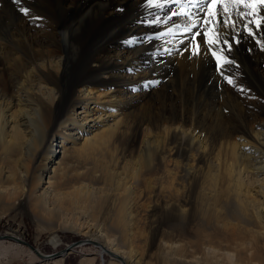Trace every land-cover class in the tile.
I'll list each match as a JSON object with an SVG mask.
<instances>
[{
	"label": "bare ground",
	"instance_id": "1",
	"mask_svg": "<svg viewBox=\"0 0 264 264\" xmlns=\"http://www.w3.org/2000/svg\"><path fill=\"white\" fill-rule=\"evenodd\" d=\"M142 11L141 0H55L42 27L24 18L5 28L0 216L17 205L49 230L58 212L93 221L95 233L83 241L102 260L107 254V264H149L141 244L157 248L156 264H264V51L244 38L232 52L239 64L230 69L237 87L226 83L232 112L196 119L161 101L136 116L148 98L135 82L160 81L149 92L166 86V67L137 59L154 45L141 53L124 43L150 31L135 23ZM184 57L164 56L163 65ZM148 198L150 208L140 209ZM160 213L170 219L164 229ZM10 237L21 241L0 236ZM32 250L39 261L64 259Z\"/></svg>",
	"mask_w": 264,
	"mask_h": 264
},
{
	"label": "rangeland",
	"instance_id": "2",
	"mask_svg": "<svg viewBox=\"0 0 264 264\" xmlns=\"http://www.w3.org/2000/svg\"><path fill=\"white\" fill-rule=\"evenodd\" d=\"M54 3L55 0H29V1L24 0V4L32 10V13L40 17H44L45 15L44 11L47 10L48 7L50 5H53ZM0 15H1L0 36L2 37L5 36L9 37V32H7L5 28L9 27L10 29H14L16 27H19L21 20L26 18L19 13V11L17 10V6L13 4L12 0H0ZM63 18H65L66 19L65 22L68 23L67 22L68 19L66 15H64ZM8 21H10L9 24ZM28 21L29 24L32 23L36 27H42L39 24L40 20L35 23L30 21L29 19ZM14 25H16V27ZM148 46L149 45L147 44H143L136 47L141 50V53L142 52L145 53ZM141 55L143 56V54ZM186 56L187 54L185 55V57ZM185 57L183 58L184 60L183 62L178 63L179 65L170 64L171 66L170 65L164 66L163 65L164 60L160 57H157L155 60H153L151 56L146 58L144 56L143 57L138 56L137 58L138 61H140L141 64H144L146 66H152L154 68H159V69L166 67L164 70H160V73L162 74L161 78L163 79L164 84L166 86L159 89L158 91L149 92L147 90V87H144L141 83V81L145 80L146 78L145 79L140 78V80H137V82L135 83L140 84V88L138 89L137 92H140L145 96V99L146 98L148 99L144 103L145 106L138 105L135 108L134 112L136 116L143 115L146 111H148L147 109L159 105L161 101L163 102V104L167 106L176 105L179 107H183L185 109V115L195 114L196 119H200L205 115V118L207 120H211L212 117L215 116L216 112L220 111L222 114H228L229 111H231V109L235 105H232V103L230 104L229 99L233 97L230 96L229 94L230 91L228 90L227 84L223 79L220 80L214 79V76L216 75H215V69L213 67V62L207 58L191 60L188 59V56L187 58ZM144 61H148V63L145 64ZM180 71H182L183 73L182 76H186V78L178 77L180 75ZM193 72L194 73L196 72L195 74H198L199 76H195L193 79L192 78L194 75ZM72 162L77 163L75 160H73ZM117 170L119 172L122 170L120 172V176L125 177L126 180L128 179L127 172L123 171V169H121L120 167H118ZM123 173L124 175L122 176L121 174ZM107 202H111V199H108ZM143 205L145 206L144 207L141 206L140 209L150 208L151 202H149V198L147 200V203L146 204L144 203ZM58 214H59V218H58L59 223L57 222L58 226L55 225L57 228L55 227L49 230L44 223L39 222V219H37V217L28 214L23 207H17L16 205L15 209L8 210L6 213H3V215L0 216V236L14 235V237L16 236L18 237L17 239H20L22 241L23 246L29 247L30 250H32L34 247L38 252L40 251L41 254L50 255L58 250L64 249L70 242L79 239L87 240L89 234L95 233L94 231L96 230L95 225L90 224L93 223V221L85 220L81 216L78 217L77 214H75L74 217L65 216V214H63L62 216L60 212H58ZM93 217L94 219H96L95 216H89V218H93ZM146 220L148 223H150L151 221L148 218ZM61 222L64 223L62 224ZM156 223L157 225H159L160 229H164L166 228L165 227L166 224L170 223V219L168 218V216H164L163 213H160L159 220ZM85 225H87V227H83ZM148 230L149 229L146 228V232L149 235L151 234V231ZM160 237L161 234L159 232L157 238L159 239ZM4 239L5 238H0V242L3 241ZM15 242L16 241H14L13 243ZM28 244H30L31 247ZM141 246L146 254L144 260L149 264H156L157 252L155 251H157V248L155 246L151 248H146L145 246L143 247V244H141ZM94 251L98 252V249L97 247H94L92 243H82L80 245L73 247L69 251V253L68 252L64 253L63 260H65L64 261L65 264H87L88 261L85 262V260L83 259L84 257H95L92 260V264H107V261L109 260V256L107 254H104L102 260V257L100 255L93 254ZM193 251H194L192 252L193 256L196 255L197 257V255L198 256L200 255L198 251L195 250ZM32 252L33 255H31L30 258H27L26 255L20 256V252H15V244H8L3 249V256H5V262L20 261V258H23L21 260L24 259H27L28 261L30 260V264H54L62 261V260L59 261L57 260L56 262H53L50 261V259L47 260L41 259V261H39V259L37 258L38 257L37 254L33 250ZM224 262L227 261L224 260Z\"/></svg>",
	"mask_w": 264,
	"mask_h": 264
},
{
	"label": "snow or ice",
	"instance_id": "3",
	"mask_svg": "<svg viewBox=\"0 0 264 264\" xmlns=\"http://www.w3.org/2000/svg\"><path fill=\"white\" fill-rule=\"evenodd\" d=\"M12 2L33 23L43 20L32 13L24 0ZM141 6L143 11L135 23L150 31L129 37L124 43L130 47L153 44V60L186 54L189 59L207 58L228 85L237 87L230 72L231 68L239 67L232 56L234 49L247 38L264 51V0H141ZM127 71L134 73L137 68ZM159 83L145 81L143 86Z\"/></svg>",
	"mask_w": 264,
	"mask_h": 264
},
{
	"label": "built area",
	"instance_id": "4",
	"mask_svg": "<svg viewBox=\"0 0 264 264\" xmlns=\"http://www.w3.org/2000/svg\"><path fill=\"white\" fill-rule=\"evenodd\" d=\"M14 241L15 240H12L11 238H7L0 242V264H30V260L29 261L27 259L21 260L23 258H20V261H16V262H5V256H3V249L8 244H15V252H20V256L26 255L27 258H30L31 255H33V252L32 250L29 249V247L22 245V241H16L15 243H13ZM64 261L65 260H62L61 262L54 264H65Z\"/></svg>",
	"mask_w": 264,
	"mask_h": 264
},
{
	"label": "water",
	"instance_id": "5",
	"mask_svg": "<svg viewBox=\"0 0 264 264\" xmlns=\"http://www.w3.org/2000/svg\"><path fill=\"white\" fill-rule=\"evenodd\" d=\"M10 238H12V237H10ZM82 243H89L88 241H83V240H76V241H73V242H70L64 249H61V250H58V251H56V252H54V253H52V254H50V255H56V254H61V253H65V252H67L68 250L67 249H69V248H71L73 245H77V244H82ZM30 247H31V245L30 244H28ZM49 255V256H50Z\"/></svg>",
	"mask_w": 264,
	"mask_h": 264
}]
</instances>
